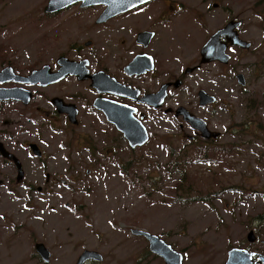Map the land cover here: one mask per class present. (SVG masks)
<instances>
[{
    "label": "rangeland",
    "instance_id": "obj_1",
    "mask_svg": "<svg viewBox=\"0 0 264 264\" xmlns=\"http://www.w3.org/2000/svg\"><path fill=\"white\" fill-rule=\"evenodd\" d=\"M254 1L258 13L246 12L244 3L241 17L249 26L257 22L258 32L249 38L253 46L238 60L237 72L249 80L247 91L258 90L260 103L248 106L249 93L240 92L230 74L224 108L216 114L193 104V79L168 103L187 102L219 132L216 139H190L196 134L187 122L151 114L149 140L130 153L116 129L117 134L88 122L92 116L83 110L87 120L81 133L101 147L118 149L109 173L100 168L87 174L88 151L63 147L70 134L31 113L49 107L39 94L44 90H36L24 118L14 106L0 108V142L24 171L16 184V167L0 156V264H40L33 257L36 242L51 253L49 264H74L83 247L96 248L103 259L107 256L104 261L109 256L120 263L135 261L128 259L148 243L132 235V228L159 235L183 253V264H224L232 247L264 254V0ZM47 2L0 0V67L15 57L22 69L37 68L57 51L60 25L51 30L58 20L48 17ZM195 139L201 142L191 143ZM24 141L39 146L43 158L24 149ZM249 231L255 242L247 241Z\"/></svg>",
    "mask_w": 264,
    "mask_h": 264
},
{
    "label": "flooded vegetation",
    "instance_id": "obj_2",
    "mask_svg": "<svg viewBox=\"0 0 264 264\" xmlns=\"http://www.w3.org/2000/svg\"><path fill=\"white\" fill-rule=\"evenodd\" d=\"M140 1L110 0L113 5L111 7L104 3L84 5L78 2L60 11H45L50 15L48 17L58 20L51 30H55L57 24L60 25V46L41 66H46L50 76L58 73L65 64L71 63L74 67L72 72H66L58 80L50 81L46 85L19 82L14 76H27L41 66L22 69L15 57H10L0 67V71L7 67L12 69L11 78L0 82V95H5L6 89H23L25 91H22V96L28 95L27 100L2 98L0 108L14 106L18 116L24 118L25 113L31 112L35 104L36 90H44L45 94H39L49 107H36L31 113L41 115L49 128L57 129L64 136L70 134V141L65 142L63 147L88 151L87 161L92 168L86 170L87 174L100 168L104 173H109L108 167L111 163L114 164L110 160L115 157L118 149L107 144L101 147L89 135L81 133L79 126L87 120L84 111L92 116L88 122L101 125L105 131L110 130L115 134L117 130L126 140L105 112L115 108L125 110L130 118L145 127L147 143L149 132L146 121L151 114L171 115L175 120L187 122L182 114H176L183 107L196 115L187 102L173 107L168 105L171 98L177 96V91L186 88L192 79L195 100L193 104L196 108L206 109L207 113L216 114L219 109L224 108V94L227 91L225 79L229 78L228 74L235 79L240 92L249 93L248 106L260 103L258 90L247 91L249 80L241 72H237L242 67L238 60L249 53L253 46L249 38L253 39L258 32L257 22H251L249 26V20L241 17L244 3H247L246 12L258 13L254 0ZM117 3L120 6H116ZM226 25H230V31L224 33L222 30ZM234 33L242 44L231 42L229 36ZM55 42L56 39L53 38L50 46ZM207 43L206 53L214 58L202 62L201 49ZM221 48L228 56L227 61L223 60ZM257 52L259 56L260 49ZM239 75H242L241 80ZM200 91L207 94L204 103L201 101ZM70 109L74 111L73 115ZM59 118L64 124L56 123ZM187 124L197 135L188 137L201 138V133L190 123ZM116 136L111 140H115ZM126 142L130 153L146 145L144 143L131 147L127 140ZM197 142H201L200 139L191 143ZM30 143L33 142L24 141L23 148L31 151L35 157L43 158L42 149L38 146L40 155H37V152L29 148ZM2 159L14 165L12 161L3 157ZM46 176L49 180V176ZM23 177L24 171L21 180L17 182L16 168L15 183L20 184ZM85 250L101 253L94 247H83L79 255ZM251 251L258 253L254 249ZM33 257L40 264L50 262V259L43 262L36 252ZM126 257L128 259L131 256ZM109 258L110 261H104L107 256L104 255L103 259L101 255V261L89 258L81 264H165L160 256L150 250L148 244L143 245L139 252L128 259L136 262L120 263L112 261L114 258L111 256Z\"/></svg>",
    "mask_w": 264,
    "mask_h": 264
},
{
    "label": "water",
    "instance_id": "obj_3",
    "mask_svg": "<svg viewBox=\"0 0 264 264\" xmlns=\"http://www.w3.org/2000/svg\"><path fill=\"white\" fill-rule=\"evenodd\" d=\"M81 4L88 5V4H94V3H104L108 6H113L110 2V0H48L47 7L45 9L46 12H55L59 11L63 8H66L72 4H75L77 2H80ZM136 1V0H131ZM140 1V0H139ZM142 1V0H141ZM140 1V2H141ZM130 4V3H129ZM121 5H124L121 4ZM110 6V7H111ZM116 6H120L119 3L116 4ZM111 13V12H110ZM230 31V25H226L225 28L222 30V32ZM229 39L233 44H242L243 42L239 40L236 33L229 36ZM208 46V43L205 44L201 49V55H202V62H205L207 60H211L214 57H209V55L206 53V48ZM245 46H248L247 43H245ZM225 49V48H224ZM223 54V60L227 61L228 56L225 54L224 50L222 49ZM4 70V71H3ZM0 71V82L9 80L10 75H12V69L10 67H7V69H3ZM74 70V67L71 65V63L65 64L64 67L56 74H53L50 76L47 73L46 66H42L41 68L37 70L31 71L27 76H14L16 80H19L22 83H39L40 85H46L50 81H55L64 76L66 72H72ZM18 77V78H17ZM239 80L242 79V75L238 76ZM22 91H25L23 89L16 90V89H6L5 95H0V99L2 98H26L28 99V95L24 97L22 96ZM2 92H0L1 94ZM17 95H16V94ZM201 101L205 102V97L207 94L203 91L199 92ZM202 95V96H201ZM71 114H74V111L70 109ZM107 117L116 125V128L121 131L124 135V137L127 139L131 147H135L137 145H142L147 140V133L144 128V126L137 120H134L130 118L129 113L125 110H122L120 108L105 110ZM177 115H183L185 121L191 124V126L195 129H197L201 135L204 138H216L218 136L217 133L211 132L208 130L206 123L199 117L195 116L194 114H191L187 110H185L183 107H180L177 110ZM31 150L37 152V155H40V150L36 144H29ZM0 154L2 157L11 160L14 165L17 167V182H19L23 176V170L21 168V164L17 157L9 152L5 146L0 142ZM133 234L144 236L148 240V244L150 247V250L158 255H160L164 261L165 264H182V254L174 251L170 245H167L162 239H160L157 235L151 234L149 232L140 230V229H133L131 231ZM247 238L249 242L254 241V235L252 232H249L247 235ZM35 250L36 252L41 256L43 261L48 262L50 253L45 248V246L42 243L35 244ZM254 253H249L247 250L238 249V248H232L228 251V258L225 262V264H264V255H259V261L254 262L252 259V256ZM89 258H96L97 260H101V256L99 253L94 251H83L80 256L78 257L76 264H81L85 260ZM242 261V262H241Z\"/></svg>",
    "mask_w": 264,
    "mask_h": 264
},
{
    "label": "bare ground",
    "instance_id": "obj_4",
    "mask_svg": "<svg viewBox=\"0 0 264 264\" xmlns=\"http://www.w3.org/2000/svg\"><path fill=\"white\" fill-rule=\"evenodd\" d=\"M242 262V261H241Z\"/></svg>",
    "mask_w": 264,
    "mask_h": 264
}]
</instances>
